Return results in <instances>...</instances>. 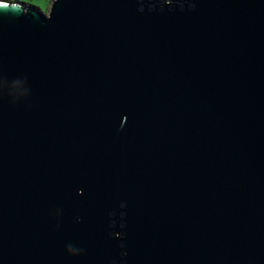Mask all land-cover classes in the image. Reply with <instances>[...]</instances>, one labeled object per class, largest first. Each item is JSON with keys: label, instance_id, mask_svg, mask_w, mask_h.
Returning <instances> with one entry per match:
<instances>
[{"label": "water", "instance_id": "95a60500", "mask_svg": "<svg viewBox=\"0 0 264 264\" xmlns=\"http://www.w3.org/2000/svg\"><path fill=\"white\" fill-rule=\"evenodd\" d=\"M0 264H264V0L0 4Z\"/></svg>", "mask_w": 264, "mask_h": 264}, {"label": "rangeland", "instance_id": "374dc122", "mask_svg": "<svg viewBox=\"0 0 264 264\" xmlns=\"http://www.w3.org/2000/svg\"><path fill=\"white\" fill-rule=\"evenodd\" d=\"M55 0H21L28 5L41 9L44 13H49L50 8Z\"/></svg>", "mask_w": 264, "mask_h": 264}, {"label": "built area", "instance_id": "2783aa9c", "mask_svg": "<svg viewBox=\"0 0 264 264\" xmlns=\"http://www.w3.org/2000/svg\"><path fill=\"white\" fill-rule=\"evenodd\" d=\"M19 2H21V0H0V4H15Z\"/></svg>", "mask_w": 264, "mask_h": 264}, {"label": "trees", "instance_id": "16d2710c", "mask_svg": "<svg viewBox=\"0 0 264 264\" xmlns=\"http://www.w3.org/2000/svg\"><path fill=\"white\" fill-rule=\"evenodd\" d=\"M22 3H23L24 5H26V6L28 5V4L24 3V2H22Z\"/></svg>", "mask_w": 264, "mask_h": 264}]
</instances>
